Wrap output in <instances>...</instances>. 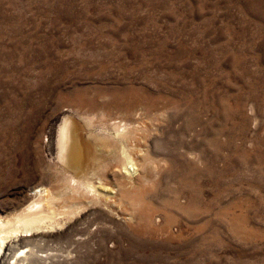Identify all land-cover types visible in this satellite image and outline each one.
<instances>
[{"label": "rangeland", "instance_id": "374dc122", "mask_svg": "<svg viewBox=\"0 0 264 264\" xmlns=\"http://www.w3.org/2000/svg\"><path fill=\"white\" fill-rule=\"evenodd\" d=\"M93 169L30 264H264V0H0V220Z\"/></svg>", "mask_w": 264, "mask_h": 264}, {"label": "bare ground", "instance_id": "6f19581e", "mask_svg": "<svg viewBox=\"0 0 264 264\" xmlns=\"http://www.w3.org/2000/svg\"><path fill=\"white\" fill-rule=\"evenodd\" d=\"M67 121L64 120L63 123L61 122L62 125L60 126L59 130L57 131L56 156H57V159L65 167H67V169L70 167V168H72L71 170H73L74 166L76 164H80L79 163V159H80L79 158V155H80L79 150L81 148L79 146V139L76 136V131L73 130V127L72 128L70 127V126H72V124L69 125L70 123ZM117 132H118V130H117ZM122 134L123 133L121 132V136L119 134V137H121L123 139L124 136H122ZM128 134H125V135H127V138L129 139ZM107 135L110 136V134H107ZM109 136L104 137L103 139H105V140L110 139L113 141H117L115 139V137L112 138L113 136L112 137H109ZM98 137L99 136H97V138ZM105 142H107V141H105ZM111 147H112V145H111ZM123 150L124 149L122 148L121 151H123ZM123 152H125V151H123ZM126 154H125V157H127ZM81 159H80V161H82ZM126 159H128V158H126ZM125 164H126V162H125ZM63 165H61V166H63ZM79 167H80V165H79ZM75 168H77V167L75 166ZM79 170H81V169H79ZM63 171H64V169H63ZM66 173H68V172H66ZM78 173L76 174L74 172V173H72V175L70 174V177H68V178L64 177V181L62 183V188L56 194L51 193L50 196H47V194H46V197H41V199L39 201H34V202L26 205L20 211L19 214L15 215L12 219L7 220L6 222H3V220L2 221L0 220V264H28L30 260H35L36 263L41 261L40 259L42 258V256L38 255L36 250L34 251V249H32V248L29 249V247L31 244H33L36 241L34 239L36 237V232L38 230H40L44 224H46V223L52 224L53 223V221H54L53 219L55 217V206H54V204L56 201L55 200L56 197H63V196H65L66 193H68V194L72 193V198L71 197L68 198L70 201H67L68 202L67 206H69V208L72 207V209L77 208V210H78V207L79 206L81 207L82 203L79 200H77L76 198L81 196L80 199L82 200L83 195L89 194L88 193L89 191L90 192L92 191V193H94L93 191L97 190V189L94 190V185H93V182H94L93 180L96 177L95 176L96 172H94V169H93V172H91V173H88V172H84L82 174H78ZM96 175L98 176V178H100L99 177L100 175H98V174H96ZM99 182H104V181H100V179H99ZM96 184H100V183H96ZM86 191H88V192H86ZM97 193L98 192H96V195H97ZM68 194H66V195L68 196ZM92 196H93V194H92ZM87 197L88 196H86V198ZM95 197L96 196H93V198H95ZM43 200L45 201V206L43 207L44 209L42 211L34 210V209H36L35 207L38 204H40L41 201H43ZM62 200H64V199H62ZM39 237H41V235ZM33 246L36 249L37 245L34 244ZM47 258H48V256H47Z\"/></svg>", "mask_w": 264, "mask_h": 264}]
</instances>
